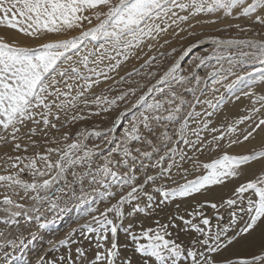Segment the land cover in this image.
I'll return each instance as SVG.
<instances>
[{"label":"snow or ice","instance_id":"6c2138e0","mask_svg":"<svg viewBox=\"0 0 264 264\" xmlns=\"http://www.w3.org/2000/svg\"><path fill=\"white\" fill-rule=\"evenodd\" d=\"M221 12L223 18H247L253 24L264 27V0H0V27L36 39L80 30L79 35L50 39L36 47L19 46L14 41L8 42L0 37V145L11 143L13 151L19 153H5L0 157L3 162L0 163V225H3L0 228V238H3L0 253L7 256L9 253L4 251L7 246L15 248L18 240L23 243L21 227L39 220L44 205H48L50 210L60 209L65 198L76 196L77 185L82 190L86 179L99 183L108 176L115 178L117 173L110 166L114 163L113 152L123 158L120 162L125 165L129 158L132 161L139 158L153 161L156 156L150 167L158 171L154 175L146 174L143 182L138 185L135 183V174L129 176L123 181L124 185L131 188L126 195H121L117 203L106 207L98 215H92L91 221L80 225L78 229H72L65 239L59 241V245L64 246L77 231L82 235L85 232H96L95 247L98 251L94 258L88 257L85 248L77 247L75 259L69 250L67 257H59V264H65V261L66 264H118V244L113 241L109 248H105L101 243L107 240L109 231L113 237L118 231L117 225L109 219V213H115L123 220L125 205H131L128 216L145 213L156 202L153 193L162 197L160 203L191 197L202 190L238 178L242 166L264 159V149L243 155L230 154L224 150L218 158L200 164L197 157H190L178 146L182 142L194 152L205 148L218 151L227 135L226 148H231L249 140L264 126V118L258 122L253 119L264 108V95L255 92L258 84H264V39L206 36L198 43H210L212 51L209 55L196 57L195 63L197 69L202 66L209 69L203 77L194 70L187 75L183 74L180 60L195 45L185 49L180 59L173 62L159 75L155 84L138 96L133 107H142L143 110L138 116H133L130 127L124 129L123 138L103 157L102 165L93 167L94 158L99 155V146L89 147L85 143L89 136L88 130L73 134L70 129L71 125L88 118L84 114L85 109L90 110L89 115H99L100 111H109L111 106L118 107V102L136 96L145 87L130 79L133 75L141 74L137 69L127 74L128 79L121 77L116 81L117 84H129L127 90L109 98L104 92L92 93V89L101 83V77L104 81L112 79L109 73L135 57L136 50L145 44L151 51L154 45L148 41L158 42L172 29L178 30L173 31L172 35L179 36L187 31L181 27L182 24L201 15L215 17ZM85 22L91 26L85 29ZM218 22V19L196 20L195 24H188V28ZM232 28L260 36L251 26L239 23L228 24L215 31L224 32ZM188 35L197 34L189 31ZM169 43V39H164L159 47L163 48ZM176 51V48H172L169 55ZM159 55L163 57L165 54L161 52ZM156 59V56L150 57L141 68L149 67ZM105 61L108 63L105 64ZM239 68H250L251 71L238 75L236 69ZM145 75L152 78L158 74L152 72ZM229 76H235L236 79L227 84L226 88L232 91L236 85L244 84L248 91L243 92V95L254 97L253 104L258 103L260 107H253L250 115L241 116L223 132L215 127L210 128L212 133L220 134L213 135L205 145L200 133L209 130L211 121L207 118L213 116L214 112L207 109L197 111V106L207 105L208 108L216 109L222 105L225 100L222 95L216 98L215 103L202 97L205 89L218 92L216 85ZM133 83L136 87H131ZM106 91L117 89L109 87ZM185 93L191 94V99ZM92 106L97 110L91 111ZM249 120L252 121L251 130L242 132V140L239 136L233 138L237 132L236 125ZM193 122L197 123L196 128H191ZM66 128L69 130L64 131ZM23 129L27 131L21 134ZM92 134L101 135L100 132ZM189 134L195 139H190ZM36 136L42 139H33ZM25 139L27 144L22 143ZM133 142L139 146L134 147ZM30 149L32 151L29 154ZM186 162L193 163L194 171L202 167L205 174L188 179L189 169L184 168ZM143 167L148 168L149 165ZM77 168L83 170L76 171ZM173 169L181 175L183 183L173 178ZM163 180H170L175 186L158 184ZM150 184L158 186L149 192L146 186ZM249 190L257 199L252 196L247 198L246 207L240 209L246 213L247 220L231 236L228 235V227L220 229L217 226L218 230L213 236L211 228L206 230L194 223L193 219L178 215L171 217L168 224L161 225L157 220L155 229L148 228L139 234L130 233L134 251L145 258L143 264H178L179 259L185 255V249L174 239L166 238L172 235L168 231L171 226L182 231L194 230L204 236L202 240H194L193 246L187 250L186 258H190V264H264V172L237 187L234 191L235 199L229 198L220 205L205 201L198 207L203 208L205 204L212 209L225 205L232 207L238 202L243 203L244 194ZM144 197L146 204L142 206L139 201ZM95 212L97 209L93 208L85 214ZM198 215L203 225L210 224L203 213ZM231 215L235 217L236 213ZM176 219L182 221V229L175 223ZM93 224L98 227H93ZM13 229L17 233L16 238L8 239ZM257 230L260 232L259 237L247 239L246 247L258 251L227 258L221 255L241 238L251 237ZM142 239L147 242H140ZM197 244L203 250L196 249ZM55 248L53 244L51 250ZM37 264H57V261H47L41 257ZM119 264L132 262L130 258H125Z\"/></svg>","mask_w":264,"mask_h":264},{"label":"rangeland","instance_id":"374dc122","mask_svg":"<svg viewBox=\"0 0 264 264\" xmlns=\"http://www.w3.org/2000/svg\"><path fill=\"white\" fill-rule=\"evenodd\" d=\"M250 2V0H249ZM238 11V10H237ZM235 14V13H234ZM203 19H218L219 22L212 25H196V27L189 29L188 24H195L196 20ZM95 23V21L93 22ZM241 24L242 26H251L256 32L260 33V36H254L253 32L242 33L238 32L235 28L229 29L224 32H216L215 29L223 28L228 24ZM85 22V29L90 27ZM181 27L187 29V31L182 32L179 36H173V31H178L177 29H172L169 31L168 35L163 37L161 40L157 41H148V43L153 44L154 47L151 51L148 49L147 44L142 46L141 49L136 50V56L131 59L123 62L120 67L109 73L112 79L104 81L103 77H101V83L95 86L92 89V93L100 94L102 92L106 93L109 98H112L116 95H119V92L122 90H127L130 86L127 83L117 84L116 81H119L121 77H125L128 79L127 74L129 72H134V70L139 69L140 75H133L130 79L133 81H138L140 84H143L145 87L136 93V96H129L126 101L118 102L117 106H111L109 111H100L99 115H89V109L84 110V114L88 116L87 119L83 121H79L74 125L70 126L71 132L75 134L80 130L87 129L89 132V136L85 143L89 145V147L99 146L97 148V155L94 158L93 167L103 164V157L108 155V150L113 148L115 144L119 143L123 138L124 129L130 127V121L133 116H138L140 111H142V107L135 108L131 112L121 116L124 109L126 107H130L135 104L136 99L139 95L146 92L148 87L152 84L156 83V80L159 79V75H162L164 71L167 70L171 64L180 59V56L183 54L184 50L189 46L192 47V51L184 56L183 60H180L181 68L183 69V74L187 75L190 71H196L200 76H206L207 71L205 67L195 68L196 57L198 56H206L209 55L212 51V45L206 43H198L199 41H203L204 38L208 35H217L224 38L229 37H238V38H256V39H264V27H261L258 24H253L252 20L247 18L240 19H231V18H223V13H217L215 17L212 16H198L191 19L188 23L182 24ZM79 29L61 34L59 36H48L42 37L39 39L31 38L20 34L16 30H10L4 27H0V37L4 38L8 42H16L19 46H27V47H36L41 43H45L50 39H64L70 38L74 35H79ZM195 32L197 35L189 36L188 32ZM164 39H169L171 43L165 45L163 48L159 47V43H163ZM172 48H176L177 51L175 53H171ZM163 52L165 55L161 57L159 54ZM156 56L157 59L151 63L149 67L141 68V65L144 64L146 60L150 57ZM139 57V58H137ZM108 62L105 61V64ZM103 67V65H102ZM258 67V65H257ZM238 75H243L245 71H251L250 68H239L236 69ZM155 72L158 75L152 78H149L146 73ZM235 76H229L225 81L221 84H217L216 87L219 89L218 92H211L208 89H205V95L202 99H211L213 103L216 102V98L219 96H224L225 100L222 105L217 107L216 109L208 108L207 105L197 106V111L203 112L205 109L207 111L214 112V115L208 117L211 121L209 130L201 131L200 135L204 140V144H207L208 140H211L213 135H219L220 132L212 133L210 128L215 127L221 130V132L225 131L226 127L229 124H232L234 121L239 119L241 116L250 115L251 109L253 107H260V105L253 104L254 97L244 96L243 92L248 91L247 87L244 84H238L236 87L229 91L226 88L227 84L232 83L235 80ZM210 83V82H209ZM109 87H113L117 89V91L107 92L106 90ZM131 87H136V84L133 83ZM255 92L260 95H264V84H258L255 87ZM188 99H191V94L185 93ZM236 97H239L237 99ZM151 98H149L150 100ZM82 107V106H81ZM95 106H92L91 111H96ZM260 118H264V108H261L260 112L257 113L253 119L257 122ZM63 119V117H62ZM203 119V117H202ZM197 123H191V128H196ZM252 121H245L239 125H236L237 132L234 134L235 136H239L242 140V132L244 130H251ZM31 127V125H29ZM202 127V125H201ZM112 129L111 132L108 130ZM66 128L64 131H68ZM27 131V129H23L22 133ZM100 132V136H95L92 133ZM190 139H195L194 136L189 134ZM37 141H40L42 137L36 136L33 137ZM22 143L27 144L28 141L25 139ZM228 143L227 135L226 139L221 142V149L218 151H212L205 148L203 151L194 152L190 146L184 145L182 142L178 145L181 149H184L188 155L195 156L198 158V162L200 164L209 163L212 160L218 158L224 150H227L230 154L234 155H243V154H251L254 151H260L264 149V126L261 129L257 130L256 133L253 134L249 140L244 141L243 143L236 144L231 148H226ZM133 146H139L135 142H133ZM32 149H30L29 154ZM5 153L11 155H17L13 151V145L11 143L0 145V157L4 156ZM157 157H153V161H149L143 158H139L135 161H132L130 158L128 159V164L125 165L121 163L122 157L116 153H112V159L114 163L110 165L113 168V171L117 173V176L114 178L112 176H108L103 178V180L99 183H92L90 180L86 179L83 183L82 190L81 186H76V196L67 199L65 198L60 205V209L50 210L48 205H44L42 209L43 215L39 220H33L29 222L27 225H23L20 229L22 233L23 243L17 241V246L12 248L11 246H7L4 251L9 253V255L5 256L0 253V264H37V261L44 257L47 261H57L59 264V257L65 256L67 257L69 250H71L73 259L76 257L75 249L77 247H83L86 249V253L88 257L94 258L96 251L95 245L97 243L96 237L98 233L96 232H85L83 235L80 231H77L70 239L68 244L61 246L59 245V241L65 239L68 236V233L71 232L74 228H79L80 225H83L86 222L91 221L92 215H98L99 212H102L106 207H110L112 204H115L120 199L121 195H126L131 188L127 185H124L123 181L127 179L129 176L135 174L137 177L136 184H140L143 182L146 174H155L158 169L151 168L150 165ZM0 163H3L0 161ZM143 165H149L148 168L143 167ZM184 168L189 169L188 179L195 178L196 175L205 174V170L201 167L199 171L193 170V163L186 162L184 164ZM83 169L77 168L76 171H82ZM261 172H264V159H260L246 166H242L241 175L238 178H235L236 186L228 189L226 194L228 197H225L223 201L218 202L215 196L210 194L208 190H202L201 193L194 194L191 197L187 198H177L176 200H171L167 203H160L162 197L159 194L153 193L156 195V202H154L153 207L147 209L145 213H137L134 216H128L127 213L131 210V205H125V216L123 220H120L115 213H109V219H112L113 222L117 225V233L116 236L113 237L111 232L107 233V240H102L101 243L104 244L105 248H109L111 243L115 241L118 244V248L120 251V256L118 257V264L121 260L125 258H130L132 264H143L144 257L134 251V244L130 238V233L139 234L142 230H146L148 228H157L156 221L158 220L161 225L168 224L169 220L173 216L182 215L185 219H193V222L198 224L201 227H204L206 230L211 228L213 236L215 232L220 229L228 227L229 233L228 235H232L234 232L238 231L240 228L244 226L245 221L247 220L246 213L240 211L241 208L246 207L247 198L252 196V190H249L248 193H245V200L243 203L238 202L237 205L232 207H228L225 205L224 207H218V209H212L208 204H205V208L198 207L199 204L204 203L205 201H210L213 203H217L218 205L223 204V202L229 198L235 199L234 191L241 184L255 179ZM173 178L178 183H183L184 181L181 179V175L176 172V169H173ZM163 183L167 186H175L172 184L170 180L159 181L158 184ZM157 185H147L146 189L151 192L152 189ZM114 194V195H112ZM253 199H257V197L252 196ZM133 203H137L134 201ZM139 203L144 206L146 204V197H144ZM97 209V212L88 213L90 209ZM63 209V210H61ZM235 212L236 216L233 217L231 214ZM198 213H203L204 217L210 220V224L205 226L201 223V217ZM198 218V219H197ZM233 221H235L233 223ZM218 222V223H217ZM222 222V223H221ZM175 223L180 225V228H183V223L179 219H176ZM3 225H0L2 228ZM93 227H98L93 224ZM130 228V232L128 231ZM169 232L172 233L171 236H167V239H174L177 243L181 244L185 249V255L182 256L178 264H190V258H186V252L189 248L193 246V241L186 242L185 240L189 237L195 238H204L200 233L195 232L194 230L182 231L178 228L169 227ZM260 232L254 233L251 237L243 238L239 240L237 243L233 244L225 251L222 252L223 257H233L237 254L240 255H249L252 252L258 251V249H249L246 247V240L258 238ZM17 233L15 230H12V235L8 237V239H15ZM103 235V233H101ZM199 236V237H198ZM198 237V238H197ZM198 239V240H199ZM201 239V240H202ZM223 239V237H222ZM140 242L146 243V240H141ZM211 242V241H210ZM0 243H3V238H0ZM53 244L56 245L55 250H51ZM196 249L203 250L197 244ZM99 251H103V249H99ZM66 264V261H65Z\"/></svg>","mask_w":264,"mask_h":264},{"label":"bare ground","instance_id":"6f19581e","mask_svg":"<svg viewBox=\"0 0 264 264\" xmlns=\"http://www.w3.org/2000/svg\"><path fill=\"white\" fill-rule=\"evenodd\" d=\"M206 44H210V43H206ZM133 109H135L134 107H133V105H131L130 107L128 106V107H126V109H124L125 110V112H123V113H125V114H127V113H129V112H131ZM235 182V178L234 179H230V180H228V181H226L223 185H218V186H213V187H211V188H209V189H207L208 190V192H210V194H212L213 196H215L216 198H218V199H216L218 202H220V201H223L224 200V198L225 197H228L229 195L228 194H226L227 192V190L228 189H230V188H233L234 189V186H236V184H238V182L237 183H234ZM205 208V207H204ZM200 209V208H199ZM201 210V209H200ZM204 216V215H203ZM198 219V218H197ZM218 223V222H217ZM222 223V222H221ZM211 232H212V230H211ZM259 232V230H257L255 233H258ZM254 234V233H253ZM252 234V235H253ZM213 235V234H212ZM199 237V236H198ZM197 237V238H198ZM199 239V238H198ZM202 238H200L199 240H201ZM204 239V238H203ZM241 239H243V238H241ZM240 239V240H241ZM190 240L191 241H194L195 240V238H193V237H188L185 241L186 242H190ZM242 241V240H241Z\"/></svg>","mask_w":264,"mask_h":264}]
</instances>
